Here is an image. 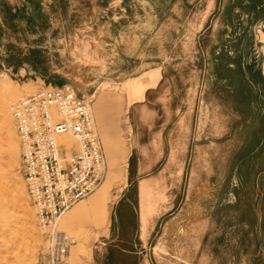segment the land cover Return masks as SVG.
<instances>
[{"label":"rangeland","instance_id":"rangeland-1","mask_svg":"<svg viewBox=\"0 0 264 264\" xmlns=\"http://www.w3.org/2000/svg\"><path fill=\"white\" fill-rule=\"evenodd\" d=\"M213 2L0 0V264H36L46 250L20 176L9 111L40 87H69L89 101L104 155L99 187L57 222L73 239L67 253L109 254L100 264H264V208H254L264 207L257 203L264 151L253 148L264 129L252 114L263 101L240 85L251 72L240 65L254 38L231 37L230 22L215 17L223 3ZM154 73L155 85L142 96L128 93L129 84ZM130 126L137 152H147L131 164L147 180L129 186L139 188L140 222L141 215L146 221L133 244L132 230L119 231L121 253L93 241L103 236L108 205L125 185ZM184 158L195 163L184 166ZM194 185L196 195L188 196ZM96 194L106 201L98 222L83 209L73 214ZM184 204L200 211L178 212Z\"/></svg>","mask_w":264,"mask_h":264},{"label":"built area","instance_id":"built-area-1","mask_svg":"<svg viewBox=\"0 0 264 264\" xmlns=\"http://www.w3.org/2000/svg\"><path fill=\"white\" fill-rule=\"evenodd\" d=\"M19 146V172L46 250L36 264H59L73 239L59 218L92 194L104 177V156L89 101L69 87H40L10 108ZM73 139L74 147L58 142Z\"/></svg>","mask_w":264,"mask_h":264},{"label":"crops","instance_id":"crops-1","mask_svg":"<svg viewBox=\"0 0 264 264\" xmlns=\"http://www.w3.org/2000/svg\"><path fill=\"white\" fill-rule=\"evenodd\" d=\"M222 2L224 5V12H216L215 17L218 19H225V21L230 22L227 33L231 37L244 38L251 37L254 38V44L247 49L248 54V62L244 63V66L241 64L240 68L250 69L251 72L247 77H243L240 85L246 89L247 91L253 92V95L256 97H260L263 101V106L258 109H254L252 111L253 116L257 118V124L260 126V129H264V41L261 40V37L264 39V0H214V4L218 5L219 2ZM218 9V8H217ZM216 9V10H217ZM238 50L232 48L227 54H229L230 64L227 65L231 70L234 69V66L238 64V60H236V54ZM157 75L148 74L142 80L129 84L127 86L128 93L135 94L138 96H142L143 92L150 87H153L157 81ZM229 84L228 82H225ZM149 128V126H148ZM163 129V128H162ZM264 131V130H263ZM132 133H135L132 130V127L129 128V154H128V171L125 176V185L123 186L120 193L112 199L109 203V213L106 219V222L103 226V236H99L93 243L100 245L102 247H108L110 249L116 248L121 253H125L122 249L118 248L119 244H126V242L119 240L117 234L120 230L127 228L128 230L133 231L132 241L131 243H135L136 241H140L138 233L140 228L142 232L145 229V215H141L140 222V211L144 210L139 206V188L132 192L129 189V186L132 183L139 184V182L147 180L146 175L142 176L141 172L136 168L132 169L131 164L133 163L132 157L137 158L138 156L147 155L146 151L140 149V152H137L138 149V141L135 136H132ZM163 130L160 131L159 138H162ZM261 139V138H260ZM135 140V141H134ZM262 140L256 141L254 143L253 148L257 151L263 149L264 151V134L262 136ZM104 156V155H103ZM115 162L121 163L124 156L122 154L115 155ZM158 163V160L152 162V165ZM195 161L192 160L190 162L189 159H183L182 165L194 164ZM261 163L264 165V155L261 160ZM189 175V174H188ZM195 176V173L191 170L190 179ZM117 178L118 176L115 175ZM189 191V190H188ZM196 191H198L195 185L190 188L188 192V196L191 194L196 195ZM262 201L264 203V195L260 194L258 198V202ZM105 198L100 194H96L87 198V200L79 205L77 209L73 212V214L80 212L83 210L87 211L88 216L90 215V219L92 222H96L100 218L101 215L104 214L103 209L105 208ZM101 208V209H100ZM254 208H264L263 206H259L258 204ZM178 212L191 210L192 212L200 211L198 206L192 205H183V208H178ZM263 211L261 214L263 215ZM201 221V217H197V221ZM98 222V221H97ZM128 244V243H127ZM107 249V248H106ZM104 249V250H106ZM262 255H264V251H261ZM109 259V254L102 253L98 254L97 257L94 256V253L90 251L89 254L86 255H78L75 254L72 250L68 251L67 256L63 262V264H100V262L107 261Z\"/></svg>","mask_w":264,"mask_h":264},{"label":"bare ground","instance_id":"bare-ground-1","mask_svg":"<svg viewBox=\"0 0 264 264\" xmlns=\"http://www.w3.org/2000/svg\"><path fill=\"white\" fill-rule=\"evenodd\" d=\"M10 111V110H9ZM59 141H61V142H63V143H68V141H67V139H66V137L64 136V137H62V138H60V139H58V142Z\"/></svg>","mask_w":264,"mask_h":264}]
</instances>
